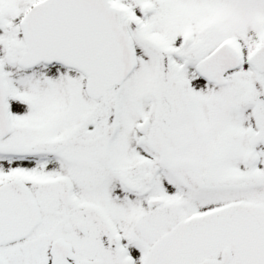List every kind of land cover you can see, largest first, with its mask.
Listing matches in <instances>:
<instances>
[{"label": "snow or ice", "instance_id": "1", "mask_svg": "<svg viewBox=\"0 0 264 264\" xmlns=\"http://www.w3.org/2000/svg\"><path fill=\"white\" fill-rule=\"evenodd\" d=\"M0 264H264V0H0Z\"/></svg>", "mask_w": 264, "mask_h": 264}]
</instances>
